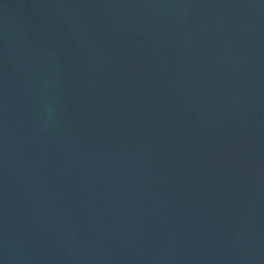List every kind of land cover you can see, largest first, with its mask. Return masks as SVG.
<instances>
[{
    "label": "water",
    "instance_id": "95a60500",
    "mask_svg": "<svg viewBox=\"0 0 264 264\" xmlns=\"http://www.w3.org/2000/svg\"><path fill=\"white\" fill-rule=\"evenodd\" d=\"M0 264H264V0H0Z\"/></svg>",
    "mask_w": 264,
    "mask_h": 264
}]
</instances>
